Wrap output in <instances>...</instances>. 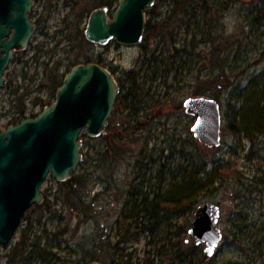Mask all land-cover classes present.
Wrapping results in <instances>:
<instances>
[{
	"label": "rangeland",
	"instance_id": "obj_1",
	"mask_svg": "<svg viewBox=\"0 0 264 264\" xmlns=\"http://www.w3.org/2000/svg\"><path fill=\"white\" fill-rule=\"evenodd\" d=\"M196 1L182 14L173 11V0H156L145 10L150 32L141 44L100 46L77 40L70 27L82 14L84 31L100 0H49L52 59L45 65L42 56L37 63L29 52L20 65L11 63L0 90V131L20 107L40 114L45 107L35 106L36 98L52 104L57 89H50L51 76L62 81L71 65L87 58H99L124 91L105 133L79 137L84 158L71 178L86 180L82 193L91 207L79 213L63 186L71 178L58 182L49 175L41 186L44 201L26 212L10 244H0V264L23 233L50 254L48 261L34 254L26 264H79L95 255L102 264H187L183 253L196 256L190 264H264V133L227 128L235 115L253 121L250 109L264 103V0ZM43 40L38 35L35 45ZM218 75L225 85L203 96L220 103L222 144L208 147L193 136L195 118L183 104ZM207 162L212 177L196 191L204 174H194ZM204 204L220 207L223 239L213 257L188 233ZM120 221L133 222L132 232L140 234L124 236Z\"/></svg>",
	"mask_w": 264,
	"mask_h": 264
},
{
	"label": "water",
	"instance_id": "obj_2",
	"mask_svg": "<svg viewBox=\"0 0 264 264\" xmlns=\"http://www.w3.org/2000/svg\"><path fill=\"white\" fill-rule=\"evenodd\" d=\"M7 9L15 5L18 17L10 12L6 21L15 25L12 38L0 51V90L6 85L5 71L13 56L12 49H25L34 31L29 18L32 0H5ZM156 0H119L111 16L108 7L93 10L85 36L93 44L105 46L112 41L139 45L145 33V10ZM20 4V12H19ZM120 94L117 78L99 64H78L68 72L58 88L55 101L35 118L10 125L0 133V244H10L26 212L44 201L42 184L51 175L58 182L68 181L83 161L81 133L98 138L106 131L109 118ZM185 112L195 118L191 132L208 147L222 144L220 103L210 97H190ZM220 207L204 204L197 207L188 231L205 254L213 257L223 235L217 227ZM88 264H102L93 261Z\"/></svg>",
	"mask_w": 264,
	"mask_h": 264
},
{
	"label": "trees",
	"instance_id": "obj_3",
	"mask_svg": "<svg viewBox=\"0 0 264 264\" xmlns=\"http://www.w3.org/2000/svg\"><path fill=\"white\" fill-rule=\"evenodd\" d=\"M116 2L118 3L119 0H100V3L97 5V7L100 8V7L106 6L110 9L114 5V3H116ZM173 4H174V8H173L174 12H180L182 14H186L189 12L190 7H193L195 5H199V1H196V0H173ZM82 21H83V18H82V14H81V16L78 19L76 18V20L74 22H72L71 28L73 27L74 31H76L75 37L77 38V40L80 39V40L84 41L85 43H90L87 41L83 31L81 30ZM149 28H150L149 24H146L145 33L150 32ZM91 61H93V60H91L90 58H87V60L85 62L88 64V63H91ZM134 81H135V79H134ZM62 82L63 81H61V79H59L58 75L54 74L53 76H51L50 89H54V90L57 89L58 90V88L62 85ZM226 82L227 81H225L224 77H222L221 75L207 79L206 81H203L202 84H200V88H202L203 90L199 91L198 93L200 96H203L204 92L206 93L208 91H212V89H211L212 86H214L215 91H218L221 87H223L225 85ZM47 88H48L47 90L49 91V86ZM120 88H121V91H124V88H122V86ZM131 95H132L131 91H128L127 93H124L122 95L124 104L126 103V100ZM262 101H264V99ZM34 105L46 107V106L51 105V102H47V101L44 102V100H41L40 98H36ZM18 109L19 110L16 113L17 116H15L10 121L11 125L19 124L20 122H22L23 120H25L27 118H35L37 116V114L29 115L27 113V108L25 106L20 107ZM250 110H251L252 114L254 113V115H253L254 120L253 121H251L250 123H246L242 119V118H244L243 115H241L242 118L239 117V115H237V116L235 115L234 116L235 122H230V124H228L227 128L229 130H231L232 132H235V133L247 132L251 136H253L255 134L264 133V103H263V106L259 110H257V111L255 109H250ZM1 132H3V131H0V133ZM207 164H208V162L205 163L204 166L202 168H200L198 170V172H196L194 174L195 177H197V175L199 173L204 174L203 180L198 181V183H197L199 185V188L196 191H199V189H201L203 187L204 181H207V182H205V184H208L210 182V179L212 177L211 176L212 172L211 171L209 173L205 172V168H206ZM212 169L217 170V166L214 165ZM217 172H219V171L217 170ZM192 176H190V177H192ZM85 185H86V180L83 179L81 176H77V175L73 176L68 182L63 184V186L68 190L67 197H68L69 203L74 207V209L79 211V213H82L83 211H86V209L91 207V206H89V203H86V201H84L82 191L84 190ZM186 200L190 201L191 197H189ZM174 205L178 206L179 203L176 202ZM119 223H121L119 225V229L124 234V236H128L129 238H132V237H137V235L140 234V232H137V234H135L136 232H132L133 222H131L130 224H126V223H123L122 221H120ZM134 229H138V228L134 227ZM34 254H36V257H38L40 260H43V261H48L49 257H50L48 247L42 248V247H40V244H38V243H29L27 240L26 234L23 233L21 235L19 242L11 250V252L7 255L6 264H26L27 260ZM97 258L98 257L96 255L90 257L89 260H86L84 258L83 261L79 262V264H88L90 262L96 261ZM194 258H196V256L192 255L191 253H189V254L183 253L182 263L185 262L187 264H190V261L194 260Z\"/></svg>",
	"mask_w": 264,
	"mask_h": 264
},
{
	"label": "flooded vegetation",
	"instance_id": "obj_4",
	"mask_svg": "<svg viewBox=\"0 0 264 264\" xmlns=\"http://www.w3.org/2000/svg\"><path fill=\"white\" fill-rule=\"evenodd\" d=\"M32 1H33V6L31 8V11L29 12V18H30L31 23L34 25L33 34H32V36L29 40V43L25 49H21L20 47L19 48L14 47L12 49L13 56L7 65V69L9 68V66L11 65L12 62L20 65L21 60H22V55L27 54L29 52L33 53L31 60L36 61L37 63L39 62V59L42 56H46L47 60H46V62H44L45 65H49V59H52V56H49V0H32ZM14 2L15 3L20 2V0H14ZM8 12H10L12 14L11 17L13 19H16L18 17V9H17L16 5L12 9H10V8L7 9L6 1L0 0V51H1L2 56L6 55L4 44L12 38L13 33L15 31V25H12L11 23L6 21V16H7ZM19 12H20V4H19ZM88 19H89V17H88ZM87 22H88V20H87ZM86 26H87V24H86ZM70 27H71V24H70ZM68 28L69 27H67L66 29H68ZM85 30H86V27H85ZM85 30L83 31L84 35H85ZM38 35L45 36V40H43L42 42L35 45V41H36ZM63 40H64V38H63ZM90 59L93 60V61H91V63L99 64V65H101V66H103V67H105L111 71L110 68H108V67H106L100 63L101 61L99 58H96V59L90 58ZM78 64H87V63L84 61V62H78L76 64H73L68 68V72H70L72 70V68ZM111 73H113V72L111 71ZM63 80H64V78L62 79V81Z\"/></svg>",
	"mask_w": 264,
	"mask_h": 264
}]
</instances>
